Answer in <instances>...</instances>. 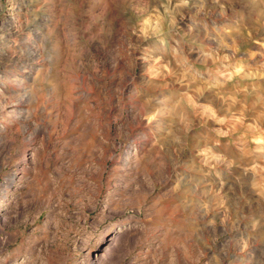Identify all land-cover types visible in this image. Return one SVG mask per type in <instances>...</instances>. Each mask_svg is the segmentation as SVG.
<instances>
[{
	"label": "rangeland",
	"instance_id": "374dc122",
	"mask_svg": "<svg viewBox=\"0 0 264 264\" xmlns=\"http://www.w3.org/2000/svg\"><path fill=\"white\" fill-rule=\"evenodd\" d=\"M0 264H264V0H0Z\"/></svg>",
	"mask_w": 264,
	"mask_h": 264
},
{
	"label": "bare ground",
	"instance_id": "6f19581e",
	"mask_svg": "<svg viewBox=\"0 0 264 264\" xmlns=\"http://www.w3.org/2000/svg\"><path fill=\"white\" fill-rule=\"evenodd\" d=\"M99 263V262H98Z\"/></svg>",
	"mask_w": 264,
	"mask_h": 264
}]
</instances>
